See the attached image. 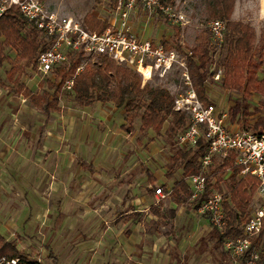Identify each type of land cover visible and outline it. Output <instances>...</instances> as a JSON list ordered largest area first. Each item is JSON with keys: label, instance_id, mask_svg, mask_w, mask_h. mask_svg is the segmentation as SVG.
Masks as SVG:
<instances>
[{"label": "rangeland", "instance_id": "obj_1", "mask_svg": "<svg viewBox=\"0 0 264 264\" xmlns=\"http://www.w3.org/2000/svg\"><path fill=\"white\" fill-rule=\"evenodd\" d=\"M41 1L49 11L84 26L90 16L108 24L117 21L114 5L108 0ZM199 3L200 0H174V13L184 16L180 27L171 25L161 13L146 11L139 5L131 12L128 24L143 39L153 43L165 40L173 50L177 43L185 52L184 48L194 46L202 32L207 31L210 38L211 22L203 23ZM235 8L236 17L251 25L258 40L264 26L258 20V0H237ZM210 41L213 43L211 38ZM6 54L14 60V51L7 49ZM10 67L8 62L0 65V157H4L2 149H9L11 157L26 151L29 167L22 174L11 158L9 173L4 175L0 170V235L28 261L54 264L55 258L57 264H181L182 251L187 264H219L217 259L222 260L221 264H230L223 247L216 248V232L206 216L194 211L190 202L182 206L181 214H175L169 208L170 196L157 202L153 195L157 187L167 191L175 181L182 180V170L172 162L177 147L175 138L165 135L167 125L159 134L151 129L142 131L139 116L132 113L125 119V112L120 110L121 116H113L107 127L91 123L89 141L79 148L77 157H72V166L62 169L58 150H54L58 134L55 114L44 116L10 91ZM17 75L25 87L39 93L47 90V80H53L50 74L42 75L30 68ZM260 77H264V62ZM183 82L177 67L163 77L154 74L151 80L143 78V83L165 87L173 97L185 93ZM206 91L210 103L226 114L229 127L237 119L241 130L244 119L250 123L258 118L264 121L263 96L254 94L245 105V115L238 114L231 121V109L239 94L221 89V83L216 81L206 82ZM59 98L60 109H79L65 91ZM43 144H48L45 149ZM143 157L156 159L160 173L154 181L143 173L138 174L139 178L130 174L132 170L135 175L145 170ZM67 170L76 173L70 192ZM212 172L214 175L213 169ZM228 176L218 185L224 193ZM215 178L216 174L212 185ZM85 185L82 193L77 192ZM211 189L218 191L216 186ZM148 196L151 205L159 208L160 217H150L148 205L142 201ZM126 197L130 202L124 205ZM151 249H155L154 255L148 254Z\"/></svg>", "mask_w": 264, "mask_h": 264}, {"label": "trees", "instance_id": "obj_2", "mask_svg": "<svg viewBox=\"0 0 264 264\" xmlns=\"http://www.w3.org/2000/svg\"><path fill=\"white\" fill-rule=\"evenodd\" d=\"M159 1L166 5L174 4V0ZM236 1L200 0L203 23L221 21L225 25L224 39L220 45L211 43L207 31H204L196 38L194 46L184 48L185 52L177 43L175 47V50L181 52L184 57L191 88L204 105L210 104L206 82H213L211 77L218 70L222 71V77L218 81L221 83V89L236 92L240 96L231 109V121L235 120L238 114L245 115V105L254 94L264 97V77H260L264 62V26L257 40L256 33L249 23L233 21L231 17ZM85 25L87 29L96 33L109 28L106 21L91 16L86 17ZM161 43L166 50L172 49L167 41L161 40ZM48 47L49 42L42 33L13 8L8 9L0 17V65L8 62L11 66L7 72V80L11 83L10 91L22 96L44 116H50L51 113L60 110V93L64 91L65 82L73 79L72 90L65 92L79 108L94 103L112 104L116 109L125 112V119L132 113L133 116H139L142 131L151 129L159 134L167 125L165 135L170 139H176L178 133L188 124L189 116L175 110L174 97L165 87L143 83V78L138 72L103 56H96L92 60L85 57L82 52L69 53L67 63L55 67L49 73L53 80L46 81L47 90L41 93L31 91L20 82L19 75L15 77V74L28 68L35 70L38 55ZM7 49L15 52L14 60L7 56ZM81 65L83 69L76 74ZM49 90L53 92L50 93ZM236 123H239V119ZM242 126L244 130L252 133H264V121L261 118L254 123L244 119ZM206 148L207 143L202 138L195 149L184 150L177 147L172 162L182 170V180L174 182L170 191L171 201L177 206L190 202L191 195L185 179L200 173L198 158L205 154ZM210 171L205 193L190 204L193 210L197 211L201 201L207 199L213 186L223 194L226 226L222 233L215 231L216 248L221 249L226 237L240 235L238 227L247 219L252 196L259 181L251 175H241L242 167L235 165L232 155L218 160L214 158ZM172 174L173 172H170L168 177L171 178ZM215 174V184L212 185V176ZM227 174L229 176L224 183L226 189L224 193L218 185ZM152 212L157 217L161 216L159 208H153ZM252 250L259 251L258 264H264V230L253 239L249 252ZM0 255L26 259L1 235ZM53 261L56 264V259L53 258ZM27 264L40 263L27 260Z\"/></svg>", "mask_w": 264, "mask_h": 264}, {"label": "built area", "instance_id": "obj_3", "mask_svg": "<svg viewBox=\"0 0 264 264\" xmlns=\"http://www.w3.org/2000/svg\"><path fill=\"white\" fill-rule=\"evenodd\" d=\"M108 1L114 5L117 21L109 23V28L101 33L90 31L72 18L49 11L41 0H0V17L13 8L49 42L48 49L36 59L35 71L42 75L67 63L68 54L76 52H82L88 59L96 56L111 59L118 65L135 70L145 80H151L154 74L163 77L174 68H179L187 89L184 94L174 97V105L176 111L189 116V121L185 129L176 136V145L180 149L192 150L197 147L201 138L207 143L205 154L198 158L200 173L185 179L191 195L189 201L192 202L205 193L213 159L232 155L235 165L242 167L241 175H251L259 183L252 196L247 219L238 227L240 235L226 237L223 240V252L230 264H258L259 251H249L253 239L264 230V133L229 127L226 114L214 104L204 105L197 99L190 85L184 58H180L173 49L166 50L161 42L153 43L137 36L128 24L131 12L138 5L146 11L161 13L171 25L177 27L184 25L182 14H175L171 5L159 0ZM209 29L212 42L220 45L224 39V23L212 21ZM82 69L83 65L77 69L76 74ZM145 69H150L148 78L142 72ZM221 77L222 71L218 70L211 80L217 82ZM72 85L73 79H69L63 90L70 92ZM169 196L170 190L165 191L162 187L154 190L157 202ZM223 202V194L210 189L207 199L201 201L196 211L206 216L212 228L219 233L226 226ZM0 264H27V260L0 255Z\"/></svg>", "mask_w": 264, "mask_h": 264}, {"label": "crops", "instance_id": "obj_4", "mask_svg": "<svg viewBox=\"0 0 264 264\" xmlns=\"http://www.w3.org/2000/svg\"><path fill=\"white\" fill-rule=\"evenodd\" d=\"M232 20L233 21H240V22L244 21V20H239L236 17V8L234 9V12L232 14ZM258 20H259V22L262 23L261 25L263 26L264 25V0H258ZM149 75H150V70H147L145 72V77L148 78ZM119 112H120V110L116 109L114 107V105H112V104L94 103L91 106L83 107V108H79V109H71V108H63L62 109L61 108L59 111L51 113V114H55V116L57 118V129L55 131H57L58 134L54 138L55 140H57V141H55L54 150L56 152L58 150L57 154H58L59 160H60L59 161L60 167H62V169H63L65 167H71L72 166L71 165V163L73 162L72 157H77L79 148L82 145H84L86 142L89 141V140H87V138H88L87 135L90 132V130H92L89 128V126H91L94 123L99 122L97 125H99L101 127H107L113 121V116H118V117L121 116ZM236 124L232 125L231 128L239 129ZM47 145L43 144L42 146L45 149L44 146H47ZM1 151H2V155L4 156V157H0V170H1L2 174L7 175V173H9L8 172L9 171L8 170V164L12 160H14V162H16V167L20 168L22 174L24 173V169L28 171V167H29L28 166L29 165L28 164V162H29L28 158L29 157H26L27 156L26 151L25 152L21 151V153L18 154V157H16V156L11 157V155H10L11 152L9 149H2ZM37 151L41 152L39 150H37ZM11 158H13V159L10 160ZM143 162H144V166H145V170L143 172L138 171V173H136V175H135V171L132 170L130 174L139 178L140 176H138V174L143 173L148 179L150 178L151 181H154L155 179H157L160 171L158 170V168L156 166L157 165L156 159H154V157H143ZM17 165H19V166H17ZM58 168H59V166H58ZM101 173H102V175L104 174L103 172H101ZM66 174H68L67 175L68 180L70 181V185L68 187L67 192H70L71 189L74 188L73 187L74 182H76V173L74 174V172L72 170H67ZM40 175H41V173H39V175H37V177H39ZM172 187H171V189H172ZM80 188L81 189H79L77 192L82 193L83 190L86 189V185L84 187H80ZM147 188L149 189V191L152 190V187L149 184H147ZM171 189H168V190L171 191ZM123 200H124L123 201L124 205L130 202L127 197L124 198ZM142 201H143V203L148 205L147 209L149 210L150 217L151 216L157 217L152 212V209L157 208V207L151 205L149 196L144 197L142 199ZM178 207H180V208H178ZM169 208L171 210H173V212H175V214H176V212H177V214H181V212H182L181 211L182 206H177L172 201H170V207ZM175 208H178V209H175ZM105 223H106V221H105ZM0 228H1V226H0ZM153 250H154V252H153ZM151 252H152V254L155 253V249H151L148 252V254H151ZM183 255L184 254L181 251V255H180L181 261L180 262H181V264H187V263H185ZM215 261L219 264H221V262H222V260H220V259H217ZM56 264H57V261H56Z\"/></svg>", "mask_w": 264, "mask_h": 264}, {"label": "bare ground", "instance_id": "obj_5", "mask_svg": "<svg viewBox=\"0 0 264 264\" xmlns=\"http://www.w3.org/2000/svg\"><path fill=\"white\" fill-rule=\"evenodd\" d=\"M147 70H150V69L142 70V72H143L144 75H145V72H146ZM149 76H150V75H149Z\"/></svg>", "mask_w": 264, "mask_h": 264}]
</instances>
